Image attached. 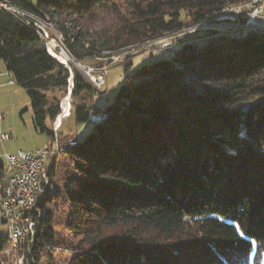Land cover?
Wrapping results in <instances>:
<instances>
[{
    "label": "trees",
    "instance_id": "16d2710c",
    "mask_svg": "<svg viewBox=\"0 0 264 264\" xmlns=\"http://www.w3.org/2000/svg\"><path fill=\"white\" fill-rule=\"evenodd\" d=\"M6 1L48 18L67 53L84 61L179 32L182 12L198 25L247 0ZM0 60L27 92L34 129L52 139L46 122L61 113L47 94L66 89L68 70L4 9ZM133 78L102 110L104 124L61 150L67 166L51 159L25 264L62 245L55 200L67 206L64 229L77 240L67 264H262L264 34L185 45ZM73 83V97L93 95L77 72ZM92 112L78 107L73 118L84 124ZM4 170L0 162V181ZM8 243L0 234V253Z\"/></svg>",
    "mask_w": 264,
    "mask_h": 264
},
{
    "label": "rangeland",
    "instance_id": "374dc122",
    "mask_svg": "<svg viewBox=\"0 0 264 264\" xmlns=\"http://www.w3.org/2000/svg\"><path fill=\"white\" fill-rule=\"evenodd\" d=\"M124 8V5H120V15L124 14ZM103 16L105 17V14ZM180 19L186 26L179 32L166 34L157 39L123 48L116 52H103L101 57L95 56L84 61H75L67 53L63 45V37L55 30L48 18L46 24L39 23L38 27L42 29L41 41L46 52H52L54 50L53 47L56 46L67 55L71 62L69 70L67 69L69 79L67 80L66 89L55 90L47 94V97H53L58 100L59 113H61L62 109H69V112H66L68 116H65V118L60 114L58 119L56 116L55 121L46 122L47 129L53 133L52 139L46 134L36 131L32 124L33 113L27 92L13 82L0 60V135L8 137L7 141H3L0 138V162L5 164L4 153L10 155L17 154L20 151L26 153L44 146L54 149L57 145L59 154L55 155V157H49L48 164L51 163V159H55L59 160L60 165L67 166L68 161L63 158V152L60 149L63 150L65 147H69L72 142L82 141L95 126L104 124L106 119L101 123L95 124V122L100 117L105 116L102 110L113 102L114 94L119 87L123 84L134 82L133 76L138 68L160 59L172 60L185 45L200 47L210 40L240 38L250 33V31H246L247 33L242 30L234 31L213 22H207L200 28H193L194 25L189 24L190 19L183 12L180 14ZM256 22L258 28L264 29V13L260 18L256 19ZM169 43L170 46L166 47ZM164 45H166L165 48ZM53 58L55 59V57ZM55 60L59 62L57 59ZM74 72H77L80 78L92 88V96L86 94H81L78 97L72 96ZM100 77L102 79L101 82ZM67 97L69 98V105L64 108L63 100ZM60 106H62V109ZM78 107L92 109L93 112L88 117L87 123L78 124L75 122L73 112ZM247 108L245 107L244 110ZM54 124L57 125V128H55ZM59 183L60 181L57 179V184ZM50 212L53 214V228L57 233L56 238L62 245L60 248L55 249L50 254V257L44 254L40 258L39 264H67L73 251L71 247H74L77 242L64 229L67 206L62 201L55 200L51 205ZM118 230L119 228L113 229L112 234L113 232L117 233ZM0 234L3 236L7 234L4 225H0ZM261 255L263 257L262 264H264V252ZM0 261V264H17L15 254L7 259L1 256Z\"/></svg>",
    "mask_w": 264,
    "mask_h": 264
},
{
    "label": "built area",
    "instance_id": "2783aa9c",
    "mask_svg": "<svg viewBox=\"0 0 264 264\" xmlns=\"http://www.w3.org/2000/svg\"><path fill=\"white\" fill-rule=\"evenodd\" d=\"M0 1H2L0 2V9L10 12L25 26L37 30L39 38H42V29L38 27V24H45L44 19H37L32 14L11 6L6 0ZM263 13L264 0H247L241 5L224 7L220 14L194 25L193 28H200L207 22H213L234 31H257L264 34V29L258 28L256 22V19L260 18ZM169 46L170 43L166 47ZM101 80L100 77V82ZM105 119L106 115L100 117L97 122L94 120V122L95 124L101 123ZM0 138L3 141L8 140L6 135L1 134ZM57 150L58 146L56 145L54 149L44 146L26 153L20 151L14 155L3 154L6 168L0 181V210L9 243L0 253V257L3 256L7 259L15 254L16 263L25 264L29 244H31L29 231L37 223L33 218V214H37L33 213V202H37L38 194L49 185L47 178L48 160L50 155Z\"/></svg>",
    "mask_w": 264,
    "mask_h": 264
},
{
    "label": "bare ground",
    "instance_id": "6f19581e",
    "mask_svg": "<svg viewBox=\"0 0 264 264\" xmlns=\"http://www.w3.org/2000/svg\"><path fill=\"white\" fill-rule=\"evenodd\" d=\"M239 5H241V4H239ZM35 18H37V19H44V23L46 24L47 23V20L45 19V18H43V17H40V16H38V15H36V14H32ZM33 29V31L35 32V34L39 37V34H38V31L37 30H34V28H32ZM250 32H253V33H257V34H260L259 32H257V31H250ZM247 33V32H246ZM53 51L52 52H48L51 56H53V57H55V59H57L60 63H62L63 65H65L67 68H69V65L71 64V62H70V60H69V58L67 57V55L62 51V50H60V49H58L56 46L55 47H53ZM70 82V81H69ZM71 84H72V81H71ZM70 84V85H71ZM69 98L67 97V98H65L64 100H63V107L65 108V107H68V105H69V100H68ZM61 109H62V106H61ZM69 112V109L67 110L66 108L65 109H62V111H61V116L62 117H67L68 116V113H67V115H66V112ZM60 116V117H61ZM65 117V118H66ZM59 118V116L57 117V119ZM55 125V128H57V125L56 124H54ZM75 145V143L74 144H70V146L69 147H71V146H74ZM65 149V148H64ZM60 150H62V149H60ZM57 153H59V150H57V151H54L51 155H50V157L51 156H55ZM4 162H5V168H6V161L4 160ZM49 162V161H48ZM48 167H49V164H48ZM48 167H47V171H48ZM46 194H47V186H46V188H44L42 191H41V193L40 194H38V199H37V202H33V213H37V210H36V207H37V205H38V203L40 202V201H42L43 200V198L46 196ZM1 217H2V212H1ZM35 227L36 226H32L31 227V229H30V231H29V241H30V243L32 242V239H33V237H34V233H35Z\"/></svg>",
    "mask_w": 264,
    "mask_h": 264
},
{
    "label": "water",
    "instance_id": "95a60500",
    "mask_svg": "<svg viewBox=\"0 0 264 264\" xmlns=\"http://www.w3.org/2000/svg\"><path fill=\"white\" fill-rule=\"evenodd\" d=\"M48 53V52H47ZM50 55V54H49ZM53 57V56H52ZM59 64H61L62 66H64L66 69L69 70V68H67L65 65H63L62 63L58 62Z\"/></svg>",
    "mask_w": 264,
    "mask_h": 264
}]
</instances>
